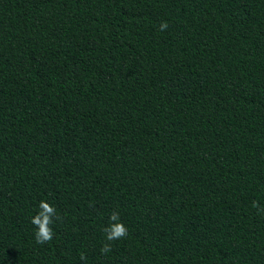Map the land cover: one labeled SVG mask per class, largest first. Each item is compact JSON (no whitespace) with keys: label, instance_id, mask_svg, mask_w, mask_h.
Here are the masks:
<instances>
[{"label":"trees","instance_id":"16d2710c","mask_svg":"<svg viewBox=\"0 0 264 264\" xmlns=\"http://www.w3.org/2000/svg\"><path fill=\"white\" fill-rule=\"evenodd\" d=\"M253 201L264 0H0V264H264Z\"/></svg>","mask_w":264,"mask_h":264},{"label":"clouds","instance_id":"9594fccd","mask_svg":"<svg viewBox=\"0 0 264 264\" xmlns=\"http://www.w3.org/2000/svg\"><path fill=\"white\" fill-rule=\"evenodd\" d=\"M168 28L167 21H163L160 24V30L166 31ZM39 211L38 213L31 218L30 222L35 226L36 231L34 233L35 242L43 245L53 239L54 232L51 227L55 223L61 219L59 215H57L56 209L50 203L41 200L39 201ZM252 207L257 208L259 212H264V208H260L259 203L257 201L252 202ZM55 218V220L53 219ZM110 223L107 227L103 229L105 233V240L108 242L115 241L118 239H123L128 234L127 227L121 222L120 214L117 211H112L109 216ZM112 250L111 243H104L100 248L101 254H107ZM84 259V257H81Z\"/></svg>","mask_w":264,"mask_h":264}]
</instances>
